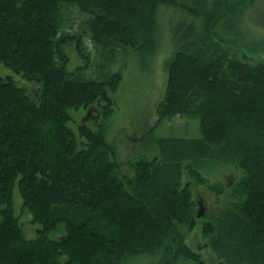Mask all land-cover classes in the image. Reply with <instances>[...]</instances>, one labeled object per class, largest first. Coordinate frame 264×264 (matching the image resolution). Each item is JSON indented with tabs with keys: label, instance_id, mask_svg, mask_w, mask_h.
Returning <instances> with one entry per match:
<instances>
[{
	"label": "trees",
	"instance_id": "1",
	"mask_svg": "<svg viewBox=\"0 0 264 264\" xmlns=\"http://www.w3.org/2000/svg\"><path fill=\"white\" fill-rule=\"evenodd\" d=\"M163 5L189 24L157 112L161 120L197 118L201 136L159 138L158 155L129 162L130 175L121 176L105 122L124 75L89 77L84 38L109 62L120 50L154 54ZM73 8L89 16L83 34L64 32ZM248 12L264 31L256 0H0V63L12 72L0 76V264H126L159 254V264H204L185 243L183 228L197 226L228 264H264V36L253 42L256 56L225 47L258 40L242 19ZM68 44L83 63L72 72ZM95 107L102 116L94 128L80 124L88 144L79 150L71 110ZM207 163L245 176L219 188L234 189V208L200 221L183 177L206 184ZM27 224L38 227L34 238L26 237Z\"/></svg>",
	"mask_w": 264,
	"mask_h": 264
},
{
	"label": "rangeland",
	"instance_id": "2",
	"mask_svg": "<svg viewBox=\"0 0 264 264\" xmlns=\"http://www.w3.org/2000/svg\"><path fill=\"white\" fill-rule=\"evenodd\" d=\"M256 3L262 6L264 5V0H256ZM166 7L165 5L162 6L158 16L160 38L154 54L132 49L120 50L116 59L109 62L101 56L100 50H96V47H93L89 38H84L86 49L93 57L92 64L87 70L89 77L102 78L117 71H122L124 75L117 91L111 94L114 102L113 113L105 122L107 139L116 149L115 154L117 156L116 160L113 156H110V160L120 166L117 172L121 176L130 175L129 162L140 158L152 160L158 155L159 150L155 140L163 137L197 138L201 136L197 118L177 115L161 120L157 112L158 103L165 97L168 79L167 65L180 48L179 45L185 41V31L189 24L178 8ZM165 9L167 10L166 14L163 11ZM65 15L67 27L64 32L83 34L82 32L87 26L89 16L81 13L76 8L69 10ZM250 17L251 15L248 12L242 19L248 25L249 34L252 36L256 33L257 35L255 36L258 40L254 39L256 40L254 41L251 38H247L244 43L250 47L245 48H243L244 44L241 42L236 47L225 45V47H233L234 52L238 51L239 57H243L245 54L256 56L258 54L257 47H253V45L254 43L261 45L263 42L261 39L264 36V31L259 30ZM65 50L69 56L67 68L70 72L83 65L75 45L68 44ZM9 75H12V72L0 63V76L7 77ZM15 79L21 87H26L31 93H34L35 86L23 81L18 76H15ZM87 111L83 109L71 110L73 116L71 125L77 133L79 150L85 149V145L88 144L86 139H83L79 133V126L87 115ZM86 123L89 128L95 127L92 119L86 121ZM118 158L120 165L118 164ZM200 173L204 178L203 180L207 182L206 184L191 178L187 172L183 177V182L190 183L196 204L199 200L203 201L207 219L213 214L216 215L233 209L234 204L238 201L233 196L234 189L227 188L224 191H219V188H223L222 185L229 183L238 185L245 176L244 171L237 169L235 166L222 163L216 165L207 163ZM213 185H217V187L213 188ZM22 204L23 198L18 187H16L14 190V208L17 215L22 213ZM197 209L198 204L196 211ZM23 219L29 220L28 214H23ZM199 220L203 221L205 219L201 218ZM202 223L200 222V224ZM37 229V226L27 224L25 226L26 237L29 239L34 238ZM183 232L187 245L195 251L196 248L197 250L200 248V256L204 264H228L225 259L218 257L211 248L205 246L206 243L204 244V242L206 241L198 226L193 230L183 228ZM161 257L160 254L154 256L142 255L129 258L126 264H159ZM179 264L195 263L181 261Z\"/></svg>",
	"mask_w": 264,
	"mask_h": 264
},
{
	"label": "water",
	"instance_id": "3",
	"mask_svg": "<svg viewBox=\"0 0 264 264\" xmlns=\"http://www.w3.org/2000/svg\"><path fill=\"white\" fill-rule=\"evenodd\" d=\"M101 116H102V112L97 107L89 108L87 111V115L84 117V120L88 121L90 119H93L95 121H98ZM197 204H198L197 216L199 218H201V217L205 216L206 208H205L202 200H200ZM205 246H207V244H205ZM199 249L200 248H198V250Z\"/></svg>",
	"mask_w": 264,
	"mask_h": 264
},
{
	"label": "bare ground",
	"instance_id": "4",
	"mask_svg": "<svg viewBox=\"0 0 264 264\" xmlns=\"http://www.w3.org/2000/svg\"><path fill=\"white\" fill-rule=\"evenodd\" d=\"M85 121V120H84ZM196 215H197V211H196ZM198 217V216H197ZM199 218V217H198ZM201 218H207V214L205 213V216L201 217Z\"/></svg>",
	"mask_w": 264,
	"mask_h": 264
},
{
	"label": "flooded vegetation",
	"instance_id": "5",
	"mask_svg": "<svg viewBox=\"0 0 264 264\" xmlns=\"http://www.w3.org/2000/svg\"><path fill=\"white\" fill-rule=\"evenodd\" d=\"M125 149H127V148H125ZM125 149H123V150H125ZM123 150H121V151H123Z\"/></svg>",
	"mask_w": 264,
	"mask_h": 264
},
{
	"label": "crops",
	"instance_id": "6",
	"mask_svg": "<svg viewBox=\"0 0 264 264\" xmlns=\"http://www.w3.org/2000/svg\"><path fill=\"white\" fill-rule=\"evenodd\" d=\"M199 201H200V200H199ZM199 201H198V202H199Z\"/></svg>",
	"mask_w": 264,
	"mask_h": 264
}]
</instances>
